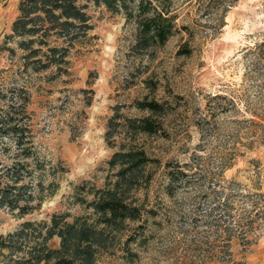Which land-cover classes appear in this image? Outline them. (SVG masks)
<instances>
[{
  "label": "rangeland",
  "instance_id": "374dc122",
  "mask_svg": "<svg viewBox=\"0 0 264 264\" xmlns=\"http://www.w3.org/2000/svg\"><path fill=\"white\" fill-rule=\"evenodd\" d=\"M18 2L0 0V106L6 103L5 91L23 88L34 142L65 172L57 173L58 189L33 212L19 217L0 208V234L24 220H48L52 213L85 214L71 204L73 187L83 179L98 186L104 182L107 160L117 150L105 139L114 106L140 116L144 113L131 102L147 97L164 102L166 110L160 118L165 135L137 137L151 157L162 161L149 167L154 180L147 190L148 201L162 206L161 213L151 223L148 244L129 246L138 252L136 259L129 261L128 253L116 247L101 251L94 264H260L255 246L264 240V218L255 222L258 239L248 250L231 239V261H205L194 244L186 246L205 228L192 220L208 206L204 196L210 181L203 176L233 184L229 190L240 194L230 200L236 213L250 209L253 193H264V46L257 47L264 40V0H174L178 31L149 54L131 50L132 23L91 3L92 28L72 45L62 70L41 71L22 66V51L14 42L7 43L14 54L1 50ZM215 94L225 98L212 99ZM166 160L185 163L183 169L196 180L173 197L162 192ZM258 198L264 212V196ZM51 243L57 246L58 239ZM208 250V256L219 254L217 246Z\"/></svg>",
  "mask_w": 264,
  "mask_h": 264
},
{
  "label": "trees",
  "instance_id": "16d2710c",
  "mask_svg": "<svg viewBox=\"0 0 264 264\" xmlns=\"http://www.w3.org/2000/svg\"><path fill=\"white\" fill-rule=\"evenodd\" d=\"M173 2L19 0L18 14L1 50L14 54L15 48L7 45L14 42L22 51L25 69L41 71L55 66L62 70L72 45L92 28L88 14L92 3L122 15L125 23H132L131 50L135 54H149L178 31ZM260 46H264V40L257 47ZM252 54L255 55V51ZM22 92H25L23 88H9L1 96L6 103L0 106V208L15 212L19 217L38 209L47 196L54 194L59 186L57 173L65 172L60 161L52 163L34 142L30 114L26 111L28 98ZM224 98L219 94L212 97ZM131 105L144 114L130 117L119 106H114L115 111L108 119L105 139L109 146H117V150L107 160L108 173L102 185L83 179L73 187L71 204L81 206L86 213L72 215L65 211L52 213L48 220L20 222L14 229L0 234V264H94L101 251L116 247L128 253L129 261L138 257V252L129 246L148 244L149 235L152 236L151 223L161 213L162 206L148 201L147 190L154 180L149 167L161 165L162 161L151 157L137 137L165 135L160 118L166 110L164 102L154 98L136 99ZM123 132L128 135L116 140L115 136ZM184 165L171 160L163 163L162 192L168 197L195 183L183 169ZM228 165L223 163L221 167ZM203 177L210 181L211 190L204 196L208 206L195 212L199 216L194 215L192 220L195 226L205 228L200 230L203 232L200 235L190 237L186 249L194 244L197 253L206 255L205 261L214 257L223 262L231 261L232 238L239 239L242 251L248 250L258 239L255 222L264 218L259 206L262 200L258 196L264 193H253L255 200L251 201L250 209L240 208L236 213L238 207L230 200L240 194L229 190L233 184L226 185L216 176ZM140 192L142 197L138 195ZM248 195V192L242 194ZM224 232H227L225 236ZM54 238L58 239L57 246L51 243ZM210 246H217L219 254L208 256Z\"/></svg>",
  "mask_w": 264,
  "mask_h": 264
},
{
  "label": "crops",
  "instance_id": "0c3cea01",
  "mask_svg": "<svg viewBox=\"0 0 264 264\" xmlns=\"http://www.w3.org/2000/svg\"><path fill=\"white\" fill-rule=\"evenodd\" d=\"M255 247L257 250V260L260 262V264H264V240L261 242V244L259 243V245H256Z\"/></svg>",
  "mask_w": 264,
  "mask_h": 264
}]
</instances>
